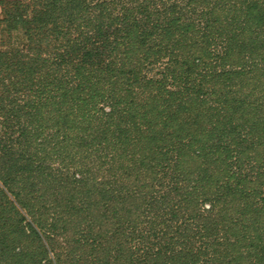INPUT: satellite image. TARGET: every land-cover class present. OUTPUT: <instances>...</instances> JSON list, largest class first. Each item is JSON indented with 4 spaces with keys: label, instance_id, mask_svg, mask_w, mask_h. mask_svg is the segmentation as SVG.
Segmentation results:
<instances>
[{
    "label": "rangeland",
    "instance_id": "1",
    "mask_svg": "<svg viewBox=\"0 0 264 264\" xmlns=\"http://www.w3.org/2000/svg\"><path fill=\"white\" fill-rule=\"evenodd\" d=\"M81 2L29 52L43 65L0 68V249L13 256L31 222L9 227L21 219L9 202L104 185L197 203L223 230L241 226L233 251L264 264V0ZM96 37L100 68H82ZM23 43L0 23V51Z\"/></svg>",
    "mask_w": 264,
    "mask_h": 264
},
{
    "label": "trees",
    "instance_id": "2",
    "mask_svg": "<svg viewBox=\"0 0 264 264\" xmlns=\"http://www.w3.org/2000/svg\"><path fill=\"white\" fill-rule=\"evenodd\" d=\"M81 5V0H0V23L25 37L21 48L0 51V68L4 65L14 73L38 63L43 65L40 56L31 57L29 52L49 38V31L58 34L69 25ZM29 11L34 13L32 17ZM97 38L90 45L92 50L88 46L79 59L82 68H100ZM79 191L66 201L37 195L35 200L18 198L9 202L17 206V210L11 206L13 214L21 217L9 227L20 226L27 217L31 222L21 226L25 236L13 256H5V249H0V258H7L5 264H240L239 260L250 264L243 260L247 253L233 251L235 244L246 246L241 226L237 231L223 230L218 222L221 218L204 215L197 203L166 202L151 195L140 203L110 195L104 185ZM159 202L162 205L156 206ZM163 206L175 213L155 211ZM228 219L227 225L235 223L233 215ZM252 260V264H263L258 255Z\"/></svg>",
    "mask_w": 264,
    "mask_h": 264
}]
</instances>
